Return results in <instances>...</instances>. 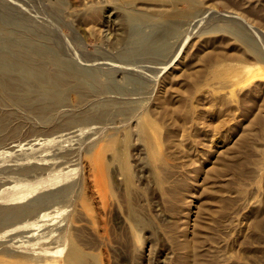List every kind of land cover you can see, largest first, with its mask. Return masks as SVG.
Masks as SVG:
<instances>
[{
    "label": "rangeland",
    "instance_id": "obj_1",
    "mask_svg": "<svg viewBox=\"0 0 264 264\" xmlns=\"http://www.w3.org/2000/svg\"><path fill=\"white\" fill-rule=\"evenodd\" d=\"M0 264H264V0H0Z\"/></svg>",
    "mask_w": 264,
    "mask_h": 264
},
{
    "label": "bare ground",
    "instance_id": "obj_2",
    "mask_svg": "<svg viewBox=\"0 0 264 264\" xmlns=\"http://www.w3.org/2000/svg\"><path fill=\"white\" fill-rule=\"evenodd\" d=\"M2 60V59H1ZM19 63V62H18ZM21 64V63H20ZM19 66V65H18ZM37 71V70H36ZM40 75H43L44 76V74H43V72H42V70H38L37 71ZM33 75H35V74H33ZM38 76V75H37ZM3 77V76H2ZM36 77V76H35ZM37 78V77H36ZM6 80H10V78L9 79H7V78H5ZM12 79V78H11ZM44 79V78H43ZM42 78H41V80H43ZM5 80V81H6ZM2 81V80H1ZM46 81V80H45ZM4 82V81H3ZM2 82V83H3ZM11 82H12V80H11ZM10 81H7V87L8 88H10V90L11 89H13L14 87H16L17 86V89H18V87L20 88L21 87V85L20 86H18V85H16V86H14L15 85V83L13 84V82L11 83ZM44 82V81H43ZM42 82V83H43ZM46 82H48V81H46ZM5 85V84H4ZM31 85V84H30ZM14 90V89H13ZM18 92V91H17ZM93 155V154H92ZM91 157V158H90ZM89 158L90 159H88L89 161H88V163H89V167H91V169H92V171H93V173H94V176H95V178H96V180H98V185H99V187H100V189L101 190H104L105 188H106V186H107V183H106V175H105V166H104V152H103V149H99L97 152H95V154L93 155V156H89Z\"/></svg>",
    "mask_w": 264,
    "mask_h": 264
}]
</instances>
